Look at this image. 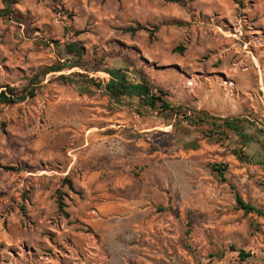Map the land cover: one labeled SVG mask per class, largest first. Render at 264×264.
Segmentation results:
<instances>
[{"label": "rangeland", "instance_id": "rangeland-1", "mask_svg": "<svg viewBox=\"0 0 264 264\" xmlns=\"http://www.w3.org/2000/svg\"><path fill=\"white\" fill-rule=\"evenodd\" d=\"M11 1L0 91L27 88L70 43L85 68L0 104V264H264V216L236 199L264 211V0ZM106 68L143 72L182 111L245 120L248 159L211 122L113 101ZM72 73L101 89L58 78Z\"/></svg>", "mask_w": 264, "mask_h": 264}, {"label": "trees", "instance_id": "trees-1", "mask_svg": "<svg viewBox=\"0 0 264 264\" xmlns=\"http://www.w3.org/2000/svg\"><path fill=\"white\" fill-rule=\"evenodd\" d=\"M5 4V7L0 10V17H13L15 21H20V18L13 16L12 14V1L11 0H2ZM170 3L184 4V0H165ZM67 57L62 62H58V64L53 65L48 68H44L40 70L33 78H31L29 86L24 90L18 89L16 87H12L10 85L5 86V90L0 91V104L6 105H14L20 102L25 101L28 98H34L37 96L38 86L41 83V79L45 78L47 75L51 73H62L65 70H71L74 68L84 69L85 65L81 62L82 52L81 49L75 43H70L66 46ZM110 76V80L105 83L104 90L108 94V96L115 102H122L123 100H128L132 103H137L139 107L147 109L149 111L158 110L162 114L179 116L183 117L184 121L189 123V125H199L206 124L210 122L212 123V127L217 129H222V131L232 132L236 136L241 139L242 148L239 151H235V154L242 161L248 159V156L244 152V148L254 140L253 136L249 135L242 124L245 120L240 118H224L221 119L222 122L220 124L217 123V118L211 116L205 112H197V111H182L179 108H175L172 106L168 100L170 96L169 92L162 89L161 87L153 84L144 74L143 72H138L135 74L136 80H133L128 70L122 68H106L104 70ZM85 77L86 81L92 86L101 89L102 85L100 83H96L94 79L88 78V76H83L81 74H61L58 76L59 80L70 83L75 82L73 79L75 77ZM137 106V108H139ZM191 111V112H190ZM141 113V112H140ZM211 128L212 130H214ZM264 136V130H261ZM190 148L196 150L198 149V143L193 142L189 145ZM264 149V142H263ZM213 170L219 173L223 178L225 177V173L228 170V165L226 164H214L212 166ZM67 184L71 189H73V182L70 179H67ZM236 199L238 208L243 210L245 213H258L264 216V211L255 207L254 205L247 203L244 199L236 193ZM59 209L64 208V203L61 199H58ZM241 261L245 262L251 254L245 252L244 250H239Z\"/></svg>", "mask_w": 264, "mask_h": 264}, {"label": "built area", "instance_id": "built-area-1", "mask_svg": "<svg viewBox=\"0 0 264 264\" xmlns=\"http://www.w3.org/2000/svg\"><path fill=\"white\" fill-rule=\"evenodd\" d=\"M104 77H105L104 79H106V82H108L110 80L109 74L105 73V76ZM103 82L106 83L105 80H103Z\"/></svg>", "mask_w": 264, "mask_h": 264}]
</instances>
